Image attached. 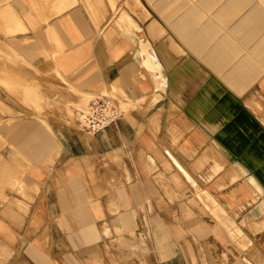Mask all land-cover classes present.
<instances>
[{
  "label": "crops",
  "instance_id": "obj_1",
  "mask_svg": "<svg viewBox=\"0 0 264 264\" xmlns=\"http://www.w3.org/2000/svg\"><path fill=\"white\" fill-rule=\"evenodd\" d=\"M8 3L0 80L23 58L55 103L0 109V264H264V0ZM99 94L123 116L90 133Z\"/></svg>",
  "mask_w": 264,
  "mask_h": 264
},
{
  "label": "rangeland",
  "instance_id": "obj_2",
  "mask_svg": "<svg viewBox=\"0 0 264 264\" xmlns=\"http://www.w3.org/2000/svg\"><path fill=\"white\" fill-rule=\"evenodd\" d=\"M9 5L10 4L8 3L6 9L4 8L0 10V32L2 37H8L7 46L10 47L11 40L9 37H15L16 32L24 28L15 26L16 21H18L20 17L17 19ZM5 14L6 17L4 16ZM10 48L14 47L11 46ZM7 50H12L14 52L13 49ZM21 60V63L17 64L21 67V73L18 75L20 80L17 81V87L14 86L16 84L14 81V74L8 72L6 78L0 80V85H2V87L0 86V109L6 113L19 116L24 114L48 113L47 108L51 109L54 106L53 104L55 101L52 95H50L44 87L46 74L31 64L25 63V59L21 58ZM14 61V56H10V53H8V67L10 63H14ZM248 103H250L249 105L254 110L253 112L256 110L255 113L258 115V119L261 118L260 122L264 127V98L261 99L260 97L254 96ZM85 105L80 106V108L83 109ZM79 110L80 109H77L78 116L80 114ZM70 112L73 113L72 110H70ZM79 118L80 116L73 117V122L84 127V124ZM133 238L134 237H120L119 239L117 238V241L121 244H130L134 249L141 246V244H137V241L141 243L143 242L142 248L146 251L149 250V244L147 242H144L143 239L139 240V238L135 241L130 240ZM125 240L127 242L123 243Z\"/></svg>",
  "mask_w": 264,
  "mask_h": 264
},
{
  "label": "built area",
  "instance_id": "obj_3",
  "mask_svg": "<svg viewBox=\"0 0 264 264\" xmlns=\"http://www.w3.org/2000/svg\"><path fill=\"white\" fill-rule=\"evenodd\" d=\"M122 116L117 98L109 94L94 95L80 112L81 121L90 133H98L117 124Z\"/></svg>",
  "mask_w": 264,
  "mask_h": 264
},
{
  "label": "bare ground",
  "instance_id": "obj_4",
  "mask_svg": "<svg viewBox=\"0 0 264 264\" xmlns=\"http://www.w3.org/2000/svg\"><path fill=\"white\" fill-rule=\"evenodd\" d=\"M11 47V46H10ZM9 46H7V48L8 49H13L14 50V48H10ZM24 62V61H23ZM5 79V78H4ZM3 80V79H2ZM82 105V104H81ZM83 106V105H82ZM123 106V105H122ZM80 119V118H79ZM134 237V236H133ZM130 240H132V241H135L136 239H135V237L133 238V239H130Z\"/></svg>",
  "mask_w": 264,
  "mask_h": 264
}]
</instances>
